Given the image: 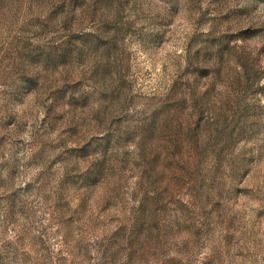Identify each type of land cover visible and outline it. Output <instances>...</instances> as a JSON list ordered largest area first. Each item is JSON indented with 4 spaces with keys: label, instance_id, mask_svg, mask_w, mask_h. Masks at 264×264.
I'll return each mask as SVG.
<instances>
[{
    "label": "rangeland",
    "instance_id": "374dc122",
    "mask_svg": "<svg viewBox=\"0 0 264 264\" xmlns=\"http://www.w3.org/2000/svg\"><path fill=\"white\" fill-rule=\"evenodd\" d=\"M0 264H264V0H0Z\"/></svg>",
    "mask_w": 264,
    "mask_h": 264
}]
</instances>
